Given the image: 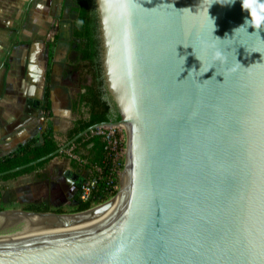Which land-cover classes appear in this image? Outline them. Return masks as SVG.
Masks as SVG:
<instances>
[{"label": "water", "instance_id": "obj_1", "mask_svg": "<svg viewBox=\"0 0 264 264\" xmlns=\"http://www.w3.org/2000/svg\"><path fill=\"white\" fill-rule=\"evenodd\" d=\"M119 199L0 211V264H264V0H94Z\"/></svg>", "mask_w": 264, "mask_h": 264}, {"label": "crops", "instance_id": "obj_2", "mask_svg": "<svg viewBox=\"0 0 264 264\" xmlns=\"http://www.w3.org/2000/svg\"><path fill=\"white\" fill-rule=\"evenodd\" d=\"M74 7L73 0H0V63L6 59L9 63H20L8 74L5 73L7 68H1L0 64V159L10 156L31 139L41 138L45 127L52 126L58 135L63 132L60 127L68 125L65 132H69L79 119L70 117L76 112L74 102L78 93L72 98L71 88L62 85L63 79L71 74L63 76L66 64L73 59L69 53L71 38L57 42L54 50L50 76L52 115L49 117H44L46 69L41 74L30 71V66L27 70V61L31 63L37 60L35 46L43 43L49 36L54 23L59 24L64 20L65 14H73ZM73 22L74 20L72 26ZM29 43L33 45L32 48L28 47ZM32 84L39 87L35 88ZM72 120L73 124L70 126ZM87 155V152H82L83 157ZM60 157L65 156L54 158L42 170L6 181L0 179V204L5 210L19 209L24 202L33 206L38 199L43 202L39 181L50 179L49 174H53L56 165L62 161ZM52 161H56V165H51ZM71 162L72 160L68 159V167L63 172L68 175L66 181L71 185L69 191L64 193L69 201H76L80 194V183L89 178L91 169L81 165L72 169ZM52 190L51 186L49 192Z\"/></svg>", "mask_w": 264, "mask_h": 264}, {"label": "trees", "instance_id": "obj_3", "mask_svg": "<svg viewBox=\"0 0 264 264\" xmlns=\"http://www.w3.org/2000/svg\"><path fill=\"white\" fill-rule=\"evenodd\" d=\"M75 7V19L71 29L70 50L76 53V56L68 61L63 72L65 77L68 73L75 74L79 86L77 99L74 102L75 111H78L79 119L74 123V127L67 134V142H70L77 135L86 129L99 123L110 122L107 119L109 106L102 99V80L100 69V47H99V29L97 21V13L94 0H73ZM57 39V38H56ZM46 41L48 49V61L45 73V91H44V109L51 116L50 101V84H51V62L54 56L55 41ZM40 140L42 142L40 143ZM82 159L88 161V165L93 171L94 166H98L104 170V174L93 173V177H100L98 190L94 193V197L99 196L100 203L105 202L108 198L114 197L117 191L114 190L117 181L113 179L111 173V165H106L108 160L105 143L102 136L92 135L91 133L83 136L77 142L69 147L73 148ZM61 148L55 138L53 127L45 128L41 133V138L31 139L26 144L21 145L13 154L0 159V174L9 172L13 169L28 165L32 162L40 160ZM82 152H87L86 157L82 156ZM63 155L59 153L47 160H44L34 166H30L13 173L2 175L0 179L6 181L15 179L21 175L30 174L34 171L42 170L51 160ZM93 156L92 158H90ZM71 168H79L80 165L72 160ZM82 166V165H81ZM111 180V181H110ZM110 194V196H109ZM78 202L76 213L88 211L92 208V201L83 203L80 200V194L75 199ZM27 211L36 213H54L66 214L62 209L50 210L48 208H39L30 206Z\"/></svg>", "mask_w": 264, "mask_h": 264}, {"label": "rangeland", "instance_id": "obj_4", "mask_svg": "<svg viewBox=\"0 0 264 264\" xmlns=\"http://www.w3.org/2000/svg\"><path fill=\"white\" fill-rule=\"evenodd\" d=\"M75 16H76L75 13H73L71 15L65 14L64 20H61L62 22L60 21L59 24L57 22L53 24L52 30H50L49 36H47L44 39L43 43L35 46L34 49H36L35 53H36L37 60H35V62H31V63L28 60L27 61V70L30 69L29 68V66H30L31 67L30 71L34 70L39 74L45 72V69L47 68V61H48V57H47L48 56V52H47L48 49L46 46V41H49V40L51 41L52 39H54L53 41H55V46H54L53 50H55L57 42H61L62 40H69V38H71L72 21L75 19ZM12 44H14V43L12 42ZM30 46L32 48L33 45H31V43H29L28 47H30ZM26 49H27V47H26ZM69 53H71V56H70L71 58H74L76 56V53L74 51L69 50ZM52 63L53 62H51V65H52ZM0 64H1V68H3L4 66L7 68L6 69L7 71H5V73L8 74V72L15 65H19L20 63L14 62V61L9 63V61L6 59V61H2ZM32 85L35 88L39 87L38 85H35V84H32ZM62 85L65 88L67 86L71 88L70 91L72 93V98L79 91L77 77H75V74L71 73L67 78L63 79ZM48 115H50V114L48 112H45L44 117L45 116L48 117ZM71 116L74 117V119H77V117L79 118V114L77 113V111L74 112V114L70 115V117ZM72 124H73V120L71 121L70 126ZM48 127H52V126H47L45 128H48ZM67 127H68V125L60 127L59 129L62 130L63 132L59 133L58 135H57V133H55V138L57 135L56 140L58 141V143L60 144L61 147H63L67 142L68 131L65 132ZM120 151H121V153H119L120 154L119 156H116V158L114 157L113 159L108 158V160L106 161V165L112 166V168H111L112 169L111 173L113 175L112 180L114 181V179H115L117 181V185L114 188V190L117 191V194L120 191L121 183L123 182L124 177H125V173H126L125 166H126V159H127L128 150H127V148H125V146H121ZM61 153H63V155L65 157L64 158L60 157V160H62V161L59 164L56 165V161H52V163H50L51 165H56V168L54 169L53 174H49L50 179L49 180L44 179V180L39 181L40 184H38V186H39V188H42L41 194H43L44 201L41 202L40 199H38L36 204H32V205L35 207H39L41 209L48 208V209L53 210V211L57 210V209H62L63 211L67 212L64 215H73L76 213L75 211H76V208L78 206V202L77 201H69L68 196L66 195V193H64L66 190H67V192L69 191L68 188L71 185H70V183H68L66 181V177H68V175L63 174V172H64L65 168L68 167L67 166L68 159L73 160L71 157H74V156L76 157L79 155L76 154L74 147L71 149L67 148L66 150H64ZM79 157H81V156H79ZM50 164H49V166H50ZM88 164L89 163L87 161V164H84V165L79 164V165L86 166ZM93 171L97 172L98 174H104V170L102 168H99L98 170L93 169ZM94 172H92V169H91L89 178H86V180L81 182L80 186L82 183H84L85 181H87L88 179L93 177ZM51 186L53 187V190L50 193L49 189ZM69 194H71V192ZM109 196H110V194H109ZM112 198L113 197H110L105 202L100 203V201H98L99 196L96 195L94 197V204L92 205V208H95L101 204H104ZM116 198H117V195L113 200H110V203L113 202ZM29 205H31V204H29L28 202H24V204L22 206H20L19 209L5 210V207H3L0 204V211H9V212L27 211L26 208H28ZM28 212H30V211H28Z\"/></svg>", "mask_w": 264, "mask_h": 264}, {"label": "built area", "instance_id": "obj_5", "mask_svg": "<svg viewBox=\"0 0 264 264\" xmlns=\"http://www.w3.org/2000/svg\"><path fill=\"white\" fill-rule=\"evenodd\" d=\"M92 135H98L103 137L105 143V151L107 157L113 159L119 156L121 153V146L127 148V133L123 127H104L94 130ZM73 160L79 164H87V161L79 156L71 157ZM100 167L94 166L93 169H99ZM100 177H91L80 186V200L83 203L92 201L94 193L98 190L100 184ZM94 201H92V205Z\"/></svg>", "mask_w": 264, "mask_h": 264}, {"label": "bare ground", "instance_id": "obj_6", "mask_svg": "<svg viewBox=\"0 0 264 264\" xmlns=\"http://www.w3.org/2000/svg\"><path fill=\"white\" fill-rule=\"evenodd\" d=\"M124 128V127H123ZM127 157H128V152H127ZM127 166H125V170L127 169L126 168ZM126 178H127V172L125 173V177H124V180L123 182L121 183V186H120V191L119 193L117 194V198L110 203V206L112 204H114L118 199L119 197L121 196L122 194V191H123V188H124V185H125V182H126ZM81 215H86V214H77V215H71V216H68V217H60V218H50V217H41V216H29L30 218H38V219H64V218H72V217H77V216H81Z\"/></svg>", "mask_w": 264, "mask_h": 264}]
</instances>
